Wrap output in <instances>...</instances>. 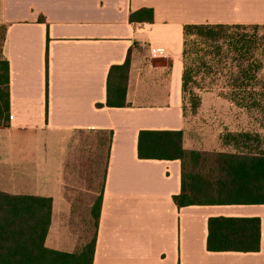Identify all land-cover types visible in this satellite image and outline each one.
Here are the masks:
<instances>
[{"label": "crops", "instance_id": "crops-1", "mask_svg": "<svg viewBox=\"0 0 264 264\" xmlns=\"http://www.w3.org/2000/svg\"><path fill=\"white\" fill-rule=\"evenodd\" d=\"M143 9L152 22L130 20ZM194 24L264 26V0H0L13 116L0 127V209L50 199L46 249L90 247L100 190L79 224L67 145L78 133L103 131L112 138L91 264H264V205L179 208L180 161L138 158L142 130L182 131L183 148L202 151L182 111L183 27ZM151 48L163 57L152 58ZM128 56L125 105L108 107L110 68ZM115 88L112 79V100ZM210 217L258 218L259 251H207ZM12 220L0 215V264L32 262Z\"/></svg>", "mask_w": 264, "mask_h": 264}, {"label": "trees", "instance_id": "trees-1", "mask_svg": "<svg viewBox=\"0 0 264 264\" xmlns=\"http://www.w3.org/2000/svg\"><path fill=\"white\" fill-rule=\"evenodd\" d=\"M145 19L153 21V11L143 9L130 15V20ZM258 25H210L194 24L183 27V74L182 94L192 82L195 64L205 67L204 60L213 56L214 66H229V56H233L235 85L231 87L230 101L238 107H255V96L264 97L255 92L251 84H237L239 80L252 82L264 67V45L259 47ZM252 30V31H251ZM6 28H2L0 44V127L5 126L9 115V66L1 58V46ZM130 57L121 66L110 68L108 75V107H123ZM116 81V88L110 96L111 80ZM264 92V91H263ZM193 96V111L199 106V98ZM182 98V99H183ZM264 111V109H262ZM106 134V141L97 139V147L107 144V152L112 133ZM238 137L247 138V135ZM235 139V136H233ZM182 131L142 130L138 134L137 152L141 160H178L181 164V192L173 198L179 208L188 206H230L264 205V144L262 148L248 153H214L209 174L198 171L207 155L201 151L185 150L182 145ZM105 177V169L103 180ZM102 187L97 200L90 208V220L94 234L90 247H85L75 254H66L46 249L43 241L50 222V199H41L39 207L15 206L0 209V215L12 218L13 224L21 229L19 242L22 255L32 262L21 264H91L96 229L102 202ZM32 200H39L33 199ZM6 224V223H4ZM260 220L258 218L210 217L207 221V243L209 252H257L259 251ZM88 257L87 262L82 259Z\"/></svg>", "mask_w": 264, "mask_h": 264}, {"label": "rangeland", "instance_id": "rangeland-1", "mask_svg": "<svg viewBox=\"0 0 264 264\" xmlns=\"http://www.w3.org/2000/svg\"><path fill=\"white\" fill-rule=\"evenodd\" d=\"M0 25V44L2 28ZM252 31V30H251ZM258 45H264V26L257 31ZM213 56L204 60L205 67H192V82L182 94V111L191 135L192 145L207 155L198 171L209 174L214 153H248L256 152L264 144V97L255 96V107L250 109L236 106L230 101L231 87L235 85L233 56H229V66H214ZM251 84L255 92H264V67L257 74L256 80L237 84ZM199 98V106L193 111V96ZM247 135V138L238 137ZM235 136V139L233 138ZM97 139L105 140L102 134L85 131L74 136L68 143L67 173L73 187L70 188L75 204V216L79 224L87 212V204L92 197H97L104 175L106 148L97 147ZM209 149V150H207ZM91 222V220H90ZM89 222L90 227H92ZM90 230V229H89Z\"/></svg>", "mask_w": 264, "mask_h": 264}, {"label": "built area", "instance_id": "built-area-1", "mask_svg": "<svg viewBox=\"0 0 264 264\" xmlns=\"http://www.w3.org/2000/svg\"><path fill=\"white\" fill-rule=\"evenodd\" d=\"M150 53H151L152 58H159V57H163V55H164L163 50L158 49V48H151ZM12 119H13V116L10 114L9 120L11 121Z\"/></svg>", "mask_w": 264, "mask_h": 264}]
</instances>
